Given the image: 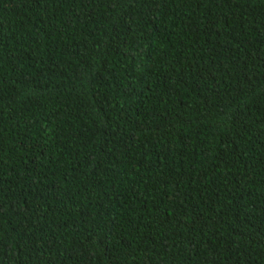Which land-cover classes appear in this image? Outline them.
<instances>
[{"label": "trees", "instance_id": "obj_1", "mask_svg": "<svg viewBox=\"0 0 264 264\" xmlns=\"http://www.w3.org/2000/svg\"><path fill=\"white\" fill-rule=\"evenodd\" d=\"M0 264H264V0H0Z\"/></svg>", "mask_w": 264, "mask_h": 264}]
</instances>
